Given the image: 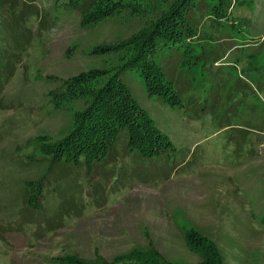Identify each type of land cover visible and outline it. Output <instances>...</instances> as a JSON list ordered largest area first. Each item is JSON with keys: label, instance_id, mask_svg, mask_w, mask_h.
Segmentation results:
<instances>
[{"label": "rangeland", "instance_id": "374dc122", "mask_svg": "<svg viewBox=\"0 0 264 264\" xmlns=\"http://www.w3.org/2000/svg\"><path fill=\"white\" fill-rule=\"evenodd\" d=\"M189 1L123 0L84 28L68 0H0V264H113L150 250L201 264L191 231L223 264H264V0H226L220 22V0L180 6L196 27L184 43L194 53L172 46L179 36H149ZM143 35L181 105L150 96L136 69L121 81L174 150L145 159L122 135L107 163L52 165L91 99L55 108L49 94L83 72L84 91L96 92L134 59ZM42 180L29 204L27 183Z\"/></svg>", "mask_w": 264, "mask_h": 264}, {"label": "trees", "instance_id": "16d2710c", "mask_svg": "<svg viewBox=\"0 0 264 264\" xmlns=\"http://www.w3.org/2000/svg\"><path fill=\"white\" fill-rule=\"evenodd\" d=\"M123 0H68L66 6L79 13L82 27L99 24L106 18L113 16L123 9L120 4ZM193 0L185 5L180 3L177 10L170 11L153 25L151 33L155 37L161 36L180 38L172 46L183 49L188 53L196 52L194 47L184 43L194 40L196 27L188 21L184 8H192ZM183 5V6H182ZM180 6L184 8H180ZM186 6V7H185ZM215 21L220 22L222 15L227 13L226 0H220L216 6ZM187 10V9H186ZM189 15V13H188ZM225 18V16L223 17ZM222 18V19H223ZM193 32V36L186 35ZM194 37V38H192ZM148 40L141 41L143 48L138 51L134 59L125 65L120 72L112 76L108 82L97 89L96 92L84 91L89 72H83L65 80L59 90L49 94L55 108H59L66 101L77 97L90 98L87 109L79 113L75 119L74 129L57 146L54 147L53 164H65L79 166L84 164L89 168L94 163L108 162L122 135L127 137L129 152L139 151L145 159H151L174 150L169 138L164 135L155 125L149 115L137 104L128 88L121 81V73L126 70H138L145 79L150 96H159L170 105H181V97L174 91L164 79L162 69L155 63V56L147 48ZM185 46V47H184ZM191 47L190 49H188ZM187 49V50H186ZM143 50V51H142ZM143 53H142V52ZM157 57V56H156ZM91 75L97 72H91ZM43 181L27 183L28 203L36 204L41 195ZM189 247L192 251L200 254L201 264H223V259L216 246L207 238L197 232L191 231L187 236ZM199 244L201 246L199 247ZM71 264H89L79 258H71ZM106 264H112L110 262ZM113 264H170L159 258L153 251L133 252L130 255L120 257Z\"/></svg>", "mask_w": 264, "mask_h": 264}]
</instances>
